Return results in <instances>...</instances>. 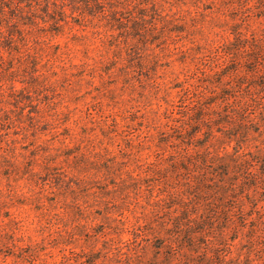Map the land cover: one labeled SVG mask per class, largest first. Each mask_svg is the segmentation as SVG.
<instances>
[{
  "label": "rangeland",
  "instance_id": "obj_1",
  "mask_svg": "<svg viewBox=\"0 0 264 264\" xmlns=\"http://www.w3.org/2000/svg\"><path fill=\"white\" fill-rule=\"evenodd\" d=\"M4 10L0 264L151 258L149 222L181 201L166 199L182 180L170 165L201 108L217 118L243 99L256 122L234 121L236 131L264 147V89H243L256 81L245 55L227 54L264 39V0H10ZM36 61L47 63L36 83L53 84L22 89ZM11 67L17 89L4 85ZM251 211L259 233L245 230L231 256L264 264V213Z\"/></svg>",
  "mask_w": 264,
  "mask_h": 264
},
{
  "label": "trees",
  "instance_id": "obj_2",
  "mask_svg": "<svg viewBox=\"0 0 264 264\" xmlns=\"http://www.w3.org/2000/svg\"><path fill=\"white\" fill-rule=\"evenodd\" d=\"M7 1L10 0H0L1 16L5 15ZM244 40L248 42V39ZM251 40L254 45H243L227 54L235 61L238 60L237 55H245L244 67L256 81L240 83L239 70H233L237 83L242 84L243 89H264V81L261 80L264 79L261 69L264 64L260 63L264 57V39L252 37ZM20 64L25 66L22 62ZM45 65L46 62L36 61L33 67L25 66L26 70L31 69L32 74L29 81H19L24 85L22 89H39L53 84L51 80L48 83L41 80L42 85L38 84L45 78L46 71L41 69L47 67ZM16 68L11 67L4 74L8 78L4 85L11 89H17V79L9 78L21 71ZM239 102L237 109L224 110L225 114H219L217 118L213 117L216 113L205 114L207 110L204 108L190 118L197 126L188 127H191L192 136L190 145L186 143L185 148L176 153L174 163L177 166L170 165L180 171L182 184L176 185L166 198L170 201L180 197L181 201L167 207L169 217L149 222L153 227L145 235L148 238L145 241L152 243L157 250L154 255L140 263L133 260L134 257H128V264H247L249 257L242 259L239 253L232 257L231 249L245 230L259 233V227H249L256 218L252 211L248 212L251 205L254 213H264V205L259 204L264 202V147L252 151L247 143L250 130L236 131L238 124L245 126L256 122L249 119L250 113L245 111L243 103L246 101L241 99ZM226 105L229 106V102ZM220 116L226 119L220 120ZM200 127H205L204 132ZM222 140V146H217ZM258 194L263 199H258ZM228 231L233 235L229 236Z\"/></svg>",
  "mask_w": 264,
  "mask_h": 264
}]
</instances>
